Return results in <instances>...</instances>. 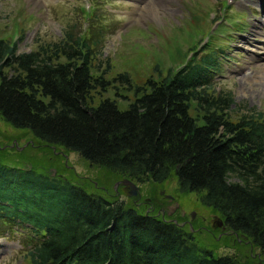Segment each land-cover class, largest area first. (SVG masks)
<instances>
[{
  "label": "trees",
  "instance_id": "obj_1",
  "mask_svg": "<svg viewBox=\"0 0 264 264\" xmlns=\"http://www.w3.org/2000/svg\"><path fill=\"white\" fill-rule=\"evenodd\" d=\"M89 28L70 25L27 53L0 39V119L114 177L156 185L173 177L179 194L197 195L264 255V113H233L231 92L215 91L222 50L189 57L192 46L182 64L142 86L119 73L112 83L134 96L120 110L109 98L92 103L111 85V67L98 71L101 31ZM32 168L0 163V221L32 234L21 241L29 264H237L173 222Z\"/></svg>",
  "mask_w": 264,
  "mask_h": 264
},
{
  "label": "rangeland",
  "instance_id": "obj_2",
  "mask_svg": "<svg viewBox=\"0 0 264 264\" xmlns=\"http://www.w3.org/2000/svg\"><path fill=\"white\" fill-rule=\"evenodd\" d=\"M260 3L253 0H0V39L16 41L17 52L27 53L37 42L59 39L70 25L76 24L83 31H89L90 25L96 26L101 31L102 44L94 62L99 65L98 71L109 63L111 71L107 79L111 85L105 92L92 94V103L96 105L109 98L124 110L134 99L133 91L112 83L116 75L127 73L131 82L139 86L147 79L158 80L169 68L182 64V57L198 39L202 40L198 43L200 47L210 38V47L222 50L220 69L211 77L215 91L231 92L233 113L240 112L238 108L264 113V71L257 69V64L264 62V14L258 12L264 7V0ZM224 13L228 21L222 18L215 23ZM181 54L184 55L179 57ZM242 77H249V85L243 84ZM0 163L15 169L33 167L46 176L69 180L107 202L120 201L142 214L173 222L191 234L198 247L211 249L216 257H233L237 264H264V255L246 239L227 231L217 214L201 206L197 195L179 194L173 177L160 185L114 177L90 166L78 154L43 145L1 119ZM125 180L136 187L135 195L129 194L130 188L122 183ZM8 227L0 221V264H29L27 245L24 247L21 241L32 239V234L16 224L14 236Z\"/></svg>",
  "mask_w": 264,
  "mask_h": 264
},
{
  "label": "bare ground",
  "instance_id": "obj_3",
  "mask_svg": "<svg viewBox=\"0 0 264 264\" xmlns=\"http://www.w3.org/2000/svg\"><path fill=\"white\" fill-rule=\"evenodd\" d=\"M254 2H257V3H259V4H261L260 2H261V0H253ZM151 5V4H150ZM258 12H259V14H264V7H263V5H262V9L261 10H258ZM256 28L257 29H259L260 27L258 26V25H256ZM262 60H264V59H262ZM262 60H259V61H262ZM257 69H259V70H263L264 71V62H262V63H258L257 64ZM264 73V72H263ZM241 80L242 81H244V85H249L248 84V82H249V77H242L241 78ZM254 92H256V90L255 89H252Z\"/></svg>",
  "mask_w": 264,
  "mask_h": 264
},
{
  "label": "water",
  "instance_id": "obj_4",
  "mask_svg": "<svg viewBox=\"0 0 264 264\" xmlns=\"http://www.w3.org/2000/svg\"><path fill=\"white\" fill-rule=\"evenodd\" d=\"M122 183L130 188V192H129L130 195H135L136 187L133 184L129 183L127 180L123 181Z\"/></svg>",
  "mask_w": 264,
  "mask_h": 264
}]
</instances>
